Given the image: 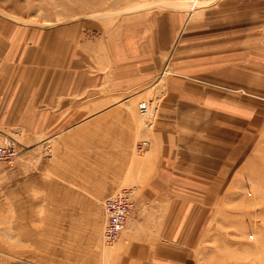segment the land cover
Wrapping results in <instances>:
<instances>
[{
    "label": "crops",
    "instance_id": "0c3cea01",
    "mask_svg": "<svg viewBox=\"0 0 264 264\" xmlns=\"http://www.w3.org/2000/svg\"><path fill=\"white\" fill-rule=\"evenodd\" d=\"M234 1L199 15L146 13L107 30L0 16L1 140L75 136L94 154L96 182L107 184L61 193L59 223L42 224L43 238L33 226V264H197L196 248L227 225L228 200L264 182V0ZM138 101L157 104L150 128L138 122ZM142 138L148 150L128 162ZM127 167L135 205L105 246L101 201L122 181L114 168ZM67 199L89 200L81 208L92 209L94 228Z\"/></svg>",
    "mask_w": 264,
    "mask_h": 264
},
{
    "label": "rangeland",
    "instance_id": "374dc122",
    "mask_svg": "<svg viewBox=\"0 0 264 264\" xmlns=\"http://www.w3.org/2000/svg\"><path fill=\"white\" fill-rule=\"evenodd\" d=\"M220 2L235 5L234 0H0V16L33 27L90 23L103 30L142 14L166 9L199 15L204 8ZM241 2L238 1L239 4ZM198 81L207 88L244 93L240 89L219 88L209 80ZM260 100L264 101V96ZM141 102L136 103L134 112L139 124L150 128L157 104L147 102L150 112L143 116L137 110ZM1 137L0 141L14 144L18 154L11 163H0V264H33L32 255L28 256V241L33 239V226L40 225L36 234L43 238L42 224L59 223L61 193L95 190L107 184L96 182L101 177L96 176L98 168L90 166L94 154L90 149H82L89 146L85 142L77 145L75 136L38 135L25 142L14 138L3 141ZM140 140L147 141L143 152L135 149L136 142ZM136 142L135 147L126 152L128 162L132 160L135 163L150 146L148 138ZM114 169L116 175H122V181L114 183L113 190L108 194L123 188H133L136 193L138 183L125 181L135 174L131 172L133 168H130L131 171L128 167L122 171ZM67 200L79 202L78 221L94 228L96 218L92 209L85 205L84 210L81 208V202L89 200ZM227 207L233 212L227 215L226 227L219 231L212 229L208 233L210 237L204 238L203 245L196 248V263L264 264V182L244 184L239 197L228 200ZM211 226L215 227L214 224ZM51 233L57 232L46 231V234Z\"/></svg>",
    "mask_w": 264,
    "mask_h": 264
},
{
    "label": "built area",
    "instance_id": "2783aa9c",
    "mask_svg": "<svg viewBox=\"0 0 264 264\" xmlns=\"http://www.w3.org/2000/svg\"><path fill=\"white\" fill-rule=\"evenodd\" d=\"M141 113L146 112L145 103L139 104ZM147 147V141L136 144V150L143 152ZM18 149L12 143L0 141V163H11L17 156ZM135 191L133 188H123L103 198L101 201L103 213L102 240L106 245L114 244L126 227L130 212L134 208Z\"/></svg>",
    "mask_w": 264,
    "mask_h": 264
},
{
    "label": "bare ground",
    "instance_id": "6f19581e",
    "mask_svg": "<svg viewBox=\"0 0 264 264\" xmlns=\"http://www.w3.org/2000/svg\"><path fill=\"white\" fill-rule=\"evenodd\" d=\"M141 103H145L146 106L148 107L147 110H146V112H144V113H141L140 110H139V107H138L139 113H140L141 115L145 116L148 112H150V111H149V110H150V106H149V104H148L146 101H142ZM138 106H139V105H138ZM135 149H136V147H135ZM136 151H137V150H136ZM102 242H103V240H102ZM103 244H104L105 246H110V245H106L104 242H103ZM112 245H113V244H112Z\"/></svg>",
    "mask_w": 264,
    "mask_h": 264
}]
</instances>
